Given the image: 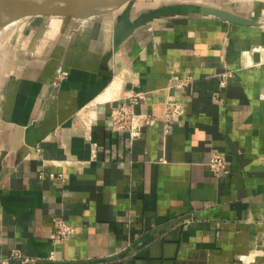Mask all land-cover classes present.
<instances>
[{
    "label": "crops",
    "instance_id": "crops-1",
    "mask_svg": "<svg viewBox=\"0 0 264 264\" xmlns=\"http://www.w3.org/2000/svg\"><path fill=\"white\" fill-rule=\"evenodd\" d=\"M121 10L24 17L3 42L0 255L19 247L41 264H264V0H134L133 20L158 15L112 52ZM58 67L68 75L55 89ZM188 77L192 86L179 88ZM135 93L146 97L136 111L155 121L131 138L110 113ZM172 95L186 111L166 130ZM212 152L225 155L226 172H212ZM57 216L76 230L54 246Z\"/></svg>",
    "mask_w": 264,
    "mask_h": 264
},
{
    "label": "built area",
    "instance_id": "built-area-1",
    "mask_svg": "<svg viewBox=\"0 0 264 264\" xmlns=\"http://www.w3.org/2000/svg\"><path fill=\"white\" fill-rule=\"evenodd\" d=\"M233 71L227 69L222 73L221 85L225 86L227 78L232 75ZM68 71L63 67H58L55 71L54 78L51 82V87L58 89L61 82L67 77ZM192 78L188 77L180 80L177 86L181 89L192 86ZM49 97L54 98L56 94L53 91L49 92ZM145 95L143 93H135L131 96L129 102H122L111 110L110 118L113 122L115 131L128 130L131 138H138L142 136L145 125L152 124L155 120L150 118L147 114L136 111L137 104L145 102ZM215 100H222L220 92L214 95ZM186 108L183 101L178 96L172 95L166 99L164 121L166 130H168L174 122H178L185 114ZM86 127L89 129L92 119L83 120ZM208 165L214 174H219L221 171L226 172V157L219 152H212ZM51 176H54L52 173ZM54 228L51 233V240L54 246L66 242L75 232V225L62 217L53 218ZM1 243V238H0ZM256 252H252L251 256H256ZM48 260L56 259V251L53 250ZM43 258L37 256H30L23 252L19 247L12 248L5 256L0 255V264H41Z\"/></svg>",
    "mask_w": 264,
    "mask_h": 264
},
{
    "label": "water",
    "instance_id": "water-1",
    "mask_svg": "<svg viewBox=\"0 0 264 264\" xmlns=\"http://www.w3.org/2000/svg\"><path fill=\"white\" fill-rule=\"evenodd\" d=\"M133 2L134 0H0V14L9 10L15 21L35 15H66L87 19L122 9L113 33L112 52H114L145 20L158 15V11L155 10L153 13L144 14L137 20H133L131 16ZM202 10L221 19L242 22L238 16L226 10L212 7Z\"/></svg>",
    "mask_w": 264,
    "mask_h": 264
},
{
    "label": "bare ground",
    "instance_id": "bare-ground-1",
    "mask_svg": "<svg viewBox=\"0 0 264 264\" xmlns=\"http://www.w3.org/2000/svg\"><path fill=\"white\" fill-rule=\"evenodd\" d=\"M16 22L17 21L12 19V12H10L9 10L1 12L0 14V37L3 35V33L6 32V30L10 29V27H12ZM118 88H119V83L115 82L112 86V89L115 91H118ZM111 91L112 90H110V92ZM107 92H109V90Z\"/></svg>",
    "mask_w": 264,
    "mask_h": 264
},
{
    "label": "rangeland",
    "instance_id": "rangeland-1",
    "mask_svg": "<svg viewBox=\"0 0 264 264\" xmlns=\"http://www.w3.org/2000/svg\"><path fill=\"white\" fill-rule=\"evenodd\" d=\"M119 10V9H118ZM15 25H13L12 27H10V29L6 30L5 33H3V35L0 37V54L2 52V49H3V42L4 40L6 39V37L9 35L10 31H11V28H13ZM1 152V150H0Z\"/></svg>",
    "mask_w": 264,
    "mask_h": 264
}]
</instances>
